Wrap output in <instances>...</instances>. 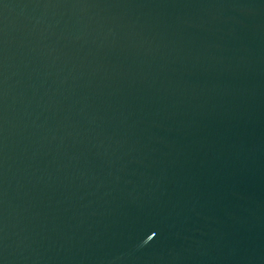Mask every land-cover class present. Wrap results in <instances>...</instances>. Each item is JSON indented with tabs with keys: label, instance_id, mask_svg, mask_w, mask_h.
<instances>
[{
	"label": "water",
	"instance_id": "water-1",
	"mask_svg": "<svg viewBox=\"0 0 264 264\" xmlns=\"http://www.w3.org/2000/svg\"><path fill=\"white\" fill-rule=\"evenodd\" d=\"M0 264H264V0H0Z\"/></svg>",
	"mask_w": 264,
	"mask_h": 264
}]
</instances>
